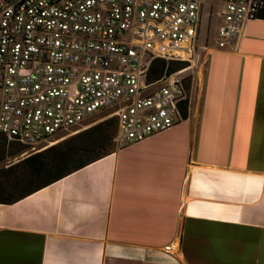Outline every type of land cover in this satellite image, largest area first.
I'll list each match as a JSON object with an SVG mask.
<instances>
[{
	"label": "crops",
	"instance_id": "crops-1",
	"mask_svg": "<svg viewBox=\"0 0 264 264\" xmlns=\"http://www.w3.org/2000/svg\"><path fill=\"white\" fill-rule=\"evenodd\" d=\"M0 264H264V19L181 124L0 203Z\"/></svg>",
	"mask_w": 264,
	"mask_h": 264
},
{
	"label": "built area",
	"instance_id": "built-area-1",
	"mask_svg": "<svg viewBox=\"0 0 264 264\" xmlns=\"http://www.w3.org/2000/svg\"><path fill=\"white\" fill-rule=\"evenodd\" d=\"M217 45L234 47L264 0H221ZM206 0L0 1V147L24 156L106 111L115 141L135 144L181 124L186 69L154 78V64L191 61ZM172 242L165 252L174 254Z\"/></svg>",
	"mask_w": 264,
	"mask_h": 264
},
{
	"label": "rangeland",
	"instance_id": "rangeland-1",
	"mask_svg": "<svg viewBox=\"0 0 264 264\" xmlns=\"http://www.w3.org/2000/svg\"><path fill=\"white\" fill-rule=\"evenodd\" d=\"M221 7V0H206L204 24L195 43L194 57L191 61H184L186 71L183 76H186L189 100L193 106L201 99L208 57L217 45ZM112 112L98 114L73 131L57 136L34 151L30 150L31 155L41 153V157L32 162H25L31 155L24 156L25 150L19 145L1 147L0 184L4 186V196L16 197L36 190L83 161L117 150L120 145L115 141L116 126ZM81 134L86 136L78 140L76 136ZM96 142L100 147H96ZM54 145H57L55 149L47 151Z\"/></svg>",
	"mask_w": 264,
	"mask_h": 264
},
{
	"label": "trees",
	"instance_id": "trees-1",
	"mask_svg": "<svg viewBox=\"0 0 264 264\" xmlns=\"http://www.w3.org/2000/svg\"><path fill=\"white\" fill-rule=\"evenodd\" d=\"M259 18L264 19V10L261 11V13H260V15H259ZM184 63H185V62H181V61H179V62H170V63H169V62L164 61V60H159V61H157V62L154 64V68H156L155 71H154V78H157V79H158V78L162 77V76L164 75V73L166 72V69H167V68L169 69V72H171V73H172V72H175V71H177V70L184 69V68H185ZM175 64L179 65V67H178V66H175ZM188 113H189V103L187 102V105H186L185 108H184V116H185L186 119H187V117H188ZM112 120H113V122H114V123H113L114 126H116V127H115V128H116L115 135H116V134H117V130H118L117 119H116V118H113ZM115 135H114V136H115ZM85 136H86V134H81V135H78V136H76V137L78 138V140H81V139L84 138ZM77 138H75V139H77ZM14 145H15V144H14ZM95 145H96L97 148L100 147L98 142H96ZM3 146L6 147L7 145H6V144H2L1 147H3ZM12 146H13V145H12ZM1 147H0V148H1ZM21 147H22V146H21ZM56 147H57V145L51 146L50 148L47 149V151H49V150H51V149H55ZM22 148L26 151L25 147H22ZM25 151H24V152H25ZM114 152H116V150H114V151H109L108 153H106V154H104V155H100V156L95 157V158H93V159L83 161L82 163H80V165H78V166L75 167L74 169H72V170H70V171H68V172L62 173V174H60V175H58V176L55 177L53 180H51V181H49L48 183H46L44 186L49 185V184L53 183L54 181L59 180V179L65 177V176H67V175H69V174H71V173H73V172H75V171H77V170H79V169L85 167L86 165H89V164H91V163H93V162H95V161H97V160H100L101 158H103V157H105V156H107V155H110V154H112V153H114ZM70 154H71V153H70ZM70 154H69V155H70ZM38 157H41V153H37V154H34V155L29 156V157L25 160V162H32L33 160H35V159L38 158ZM42 187H43V186H42ZM40 188H41V187H39V188H37V189H40ZM37 189H36V190H37ZM33 191H35V190H32V191H30V192L23 193V194H21V195H16V197H15V196L13 197L12 195H10V196H9V195H8V196H4V192H5V190H4V186H3L2 184H0V203H2V204H12V203H15V202L21 200L22 198L26 197L27 195H29V194L32 193Z\"/></svg>",
	"mask_w": 264,
	"mask_h": 264
}]
</instances>
